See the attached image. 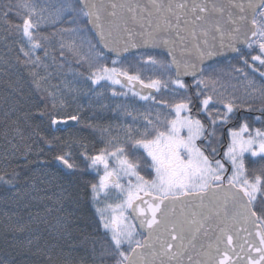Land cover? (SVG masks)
I'll list each match as a JSON object with an SVG mask.
<instances>
[{
  "label": "snow or ice",
  "instance_id": "snow-or-ice-1",
  "mask_svg": "<svg viewBox=\"0 0 264 264\" xmlns=\"http://www.w3.org/2000/svg\"><path fill=\"white\" fill-rule=\"evenodd\" d=\"M0 122V264H264V0H0Z\"/></svg>",
  "mask_w": 264,
  "mask_h": 264
},
{
  "label": "trees",
  "instance_id": "trees-1",
  "mask_svg": "<svg viewBox=\"0 0 264 264\" xmlns=\"http://www.w3.org/2000/svg\"><path fill=\"white\" fill-rule=\"evenodd\" d=\"M152 54H157V53H152ZM221 64H226L227 63V59L225 60H221L220 61ZM79 103L87 105L89 103L87 98H81ZM140 106V105H137ZM75 107V105L73 106ZM87 115H91V112L88 111ZM108 115H111L110 113ZM0 132H2V122H0ZM85 135H87V133H85ZM91 139V138H90ZM2 145H3V141L2 139H0V151H2ZM41 147H44L43 145L40 144H36L33 145V156L32 159H36L37 163L36 164H30L29 165V169L27 174L29 176H35L37 178H40L43 176L44 173H47L49 178L53 177V173L55 171L54 167H48V168H44L42 166L39 165V161H42L45 159V157L40 156L39 158H37L35 156V153L37 151H39V149ZM46 150V149H45ZM78 163H81L78 161ZM81 167H83V164L81 163ZM87 179L91 180L92 179V175H89L88 177H86ZM66 183V181H65ZM52 185L48 184L47 182L42 183L39 185V191H37L36 193H34V195L36 196H43V189H48L49 191L51 190ZM8 195H10V193H6L2 188H0V212L3 211L4 208V198L7 197ZM28 211H31V213L33 215H35L37 213V211L40 212V214H43V208L40 204V202L38 200H34L31 205L30 208L28 210H21L20 211V215L21 216H27ZM94 209L91 207V205L89 203H87L86 201H81L80 204V212L78 213L79 216V223L81 225V228L83 231L85 232H92L95 229V223H94ZM4 224V219L2 217V215H0V229H2ZM2 239H3V233L2 231H0V249H2L3 245H2ZM0 255H2V251H0Z\"/></svg>",
  "mask_w": 264,
  "mask_h": 264
},
{
  "label": "water",
  "instance_id": "water-1",
  "mask_svg": "<svg viewBox=\"0 0 264 264\" xmlns=\"http://www.w3.org/2000/svg\"><path fill=\"white\" fill-rule=\"evenodd\" d=\"M159 51H160V50H154L153 53H158ZM218 59L221 61V60H225L226 58H225V57H220V58H218Z\"/></svg>",
  "mask_w": 264,
  "mask_h": 264
}]
</instances>
